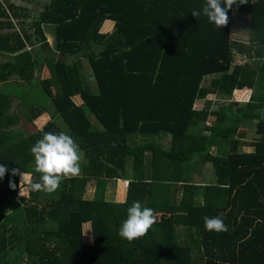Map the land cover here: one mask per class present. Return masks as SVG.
Listing matches in <instances>:
<instances>
[{
    "label": "trees",
    "instance_id": "16d2710c",
    "mask_svg": "<svg viewBox=\"0 0 264 264\" xmlns=\"http://www.w3.org/2000/svg\"><path fill=\"white\" fill-rule=\"evenodd\" d=\"M203 3L48 0L34 14L0 0V165L7 169L0 179V264H264V0L234 6L221 29L191 15ZM236 12L248 15L253 29L255 47L242 52L261 60L233 64ZM46 25L54 29L52 47ZM245 89L248 97L240 95ZM211 93L231 103L193 108ZM15 99L26 110L22 123L11 111ZM253 122V150L240 151L239 129ZM20 123L33 132L16 128ZM49 131L76 140L82 174L55 193L18 197L20 175L12 170L39 179L30 149ZM164 135L168 149L154 140ZM198 162L211 164V182L192 181ZM90 179L95 194L84 198ZM111 180L134 181L124 201L105 198ZM134 201L154 209L157 222L129 243L118 231ZM216 216L226 232L205 229L204 217Z\"/></svg>",
    "mask_w": 264,
    "mask_h": 264
},
{
    "label": "clouds",
    "instance_id": "9594fccd",
    "mask_svg": "<svg viewBox=\"0 0 264 264\" xmlns=\"http://www.w3.org/2000/svg\"><path fill=\"white\" fill-rule=\"evenodd\" d=\"M248 3V0H204L200 9L191 10L194 18L204 16L210 24L221 29L229 21L228 12L235 7ZM30 153L34 158V172L39 179L34 180L31 174L13 169L11 175H20L28 192L55 193L62 181L78 177L81 172V149L76 140L67 132H45L41 139L31 147ZM7 172L6 167L0 165V179ZM134 181L127 180V184ZM21 185V183H20ZM9 187L15 185L9 181ZM157 222L155 210L143 206L140 201L132 202L126 210V219L122 222L118 235L131 243L145 237ZM205 229L209 232L222 233L228 230L221 216L204 217Z\"/></svg>",
    "mask_w": 264,
    "mask_h": 264
},
{
    "label": "crops",
    "instance_id": "0c3cea01",
    "mask_svg": "<svg viewBox=\"0 0 264 264\" xmlns=\"http://www.w3.org/2000/svg\"><path fill=\"white\" fill-rule=\"evenodd\" d=\"M239 12H236L235 15V23H232V27H231V34H232V39L237 43L235 49H234V59L235 61H237L235 64H244V63H252L255 62L257 60H261L262 58H256L254 57H250L249 55H247V53L242 52V49H248L250 47H255V43L253 41H251V37H253V29H251L250 24H249V16L246 14H237ZM111 29H103V32H110ZM54 37V36H53ZM255 54V53H254ZM238 59V60H237ZM251 94V90L250 89H245V91L242 92L243 97H248V95ZM216 96H218V99L221 95L216 93ZM206 99H203V101L205 102ZM225 100V99H223ZM226 101V100H225ZM201 100H196L194 102L193 108L194 109H202L203 107H205L204 105H201L200 103ZM227 103H231V101L229 100V102L226 101L225 104ZM210 104V103H209ZM223 104V105H225ZM217 105V103H216ZM222 105V106H223ZM209 106V105H206ZM210 107V106H209ZM217 111V110H216ZM246 125H243L240 127V129L242 127H245ZM239 129V133H240V139H241V144L239 146V150L243 151V152H250L253 150V146L250 144V142L252 140H250L249 142H247L246 138L244 137L245 134L243 132H241ZM155 142H157L158 146H160L163 149H168L170 147V138L167 136H158L154 138ZM242 147V149H241ZM215 150V147H212ZM210 148L209 151L212 149ZM215 153V152H214ZM212 153V154H214ZM150 159V154L147 153L146 154V171H149V160ZM210 164L208 162H198L195 163L194 168L190 171L191 173V179L192 181H194L197 184L200 185H204L208 182H211L214 178V176H212L213 170H211V167L209 166ZM81 168H82V163H81ZM127 169L129 170V167H127ZM212 171V173L210 172ZM27 174V173H26ZM82 174V172H81ZM214 175V173H213ZM89 181H93V192L91 190V194L87 193L84 190V198H92L95 194V189H96V185H95V181L90 179ZM88 181V182H89ZM87 182V183H88ZM86 183V184H87ZM126 181L124 180H111L108 181L105 189H104V193H105V198L108 200H114L115 202H122L125 199V192H126ZM176 187V193L173 194L171 197L176 199V201H178L180 199L181 196V189H180V184L178 183V185H175ZM174 192V189L172 188L171 193ZM86 195V197H85ZM200 200V199H199ZM161 213V212H160ZM166 215H170V214H166ZM173 215V214H172ZM174 216V215H173ZM172 217V216H171ZM84 227V232L87 233L89 232L90 229V223H85L83 225ZM180 227L177 228V233L180 232V239L179 240H183L182 238V229L180 228V230L178 231Z\"/></svg>",
    "mask_w": 264,
    "mask_h": 264
},
{
    "label": "rangeland",
    "instance_id": "374dc122",
    "mask_svg": "<svg viewBox=\"0 0 264 264\" xmlns=\"http://www.w3.org/2000/svg\"><path fill=\"white\" fill-rule=\"evenodd\" d=\"M48 0H12V2L15 4L16 7L20 8V9H27V11H29L30 13H34V14H37L39 13L40 11L43 10V6H44V3L47 2ZM25 22L28 23V28H30L29 26V19L28 18H25L24 19ZM235 19L233 20V22L235 23ZM15 25H16V20L14 21ZM16 28H18V26L16 25ZM15 28V29H16ZM32 30V29H31ZM43 30L45 32V35L47 37V42L49 44L50 47L53 46L54 44V35H53V27L52 26H43ZM238 60V59H237ZM237 61H235L234 59V62L233 64H235ZM83 68H84V73H85V77L87 78V81L89 83V85L91 87L94 86V79L92 77V74H91V71H90V68H89V65L87 62H84L83 63ZM43 75H45V73H42ZM210 77H207L206 81H209ZM225 97H223L222 95L219 97L218 99V96H216V94L214 93H211V94H208L207 97H206V100L205 102L203 100H201V102H198L200 103L201 105H209L210 106V109L212 111H215V110H218L223 104L227 102H229V100L225 99ZM200 101V100H199ZM210 103V104H209ZM217 103V105H216ZM12 112H16V114H18L22 120H21V123L22 121H24L25 119V109L24 107L19 103V100L18 99H15L14 102L12 103ZM48 120V117H44L42 120L38 121L36 124V127H39V126H42L44 122H46ZM212 118H209L206 122V124H209L212 122ZM19 124L18 129H20L22 132L26 133V134H29L31 132H33V128L29 127V126H26V125H22V124ZM255 129H256V123H251V124H247L245 127H242L240 129L241 132H243L245 134V138L247 140V142H249L250 140H253L257 134L255 132ZM242 149V147H241ZM215 150L214 148H212L210 150V153H214ZM81 155H82V161L81 163L83 162V153L81 151ZM210 164V163H209ZM211 167V170H212V166L211 164L209 165ZM212 173V171H210ZM81 175V174H80ZM212 176H213V173H212ZM21 183V185H20ZM20 183H19V186H18V197H21V198H27L28 197V191L25 190V188L27 187L26 183L22 180L21 181V177H20ZM93 181H89L86 186H85V192H86V195L87 193L91 194L93 192ZM92 190V192H91ZM85 195V197H86ZM180 230V228L178 229V231ZM178 237L180 239L181 235H180V232H178ZM181 241V240H180Z\"/></svg>",
    "mask_w": 264,
    "mask_h": 264
}]
</instances>
